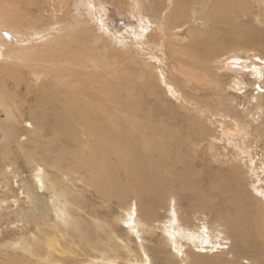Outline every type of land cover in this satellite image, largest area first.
Returning a JSON list of instances; mask_svg holds the SVG:
<instances>
[{"label":"rangeland","instance_id":"obj_1","mask_svg":"<svg viewBox=\"0 0 264 264\" xmlns=\"http://www.w3.org/2000/svg\"><path fill=\"white\" fill-rule=\"evenodd\" d=\"M202 1V9L198 0L191 1L192 6L186 5L185 15L182 14L180 18L174 7L178 0H40L38 10L29 9L30 12L23 14L25 19L22 17V26L26 28L0 24V40L7 42L5 45L0 42V264H39L45 255L49 261L47 264H54L58 259V253L50 252L51 249L40 255L33 249L41 239L40 232L50 227L39 219V227L35 223V219L41 215L42 206L48 203L46 207L51 215L49 225L58 222L62 229L61 223L64 224L62 214L54 210L55 203L59 205L57 198L48 193L50 190L45 187L51 181L57 187L59 182L62 186L67 184L63 186L64 192L68 194L70 202L76 203L72 204L74 207H68L65 215L66 221L73 220L75 225L69 223L66 232L63 230L66 236L61 237H73L76 246H73L72 255L71 251L66 252L62 264H260V257H247L241 253L238 260L233 258L234 253L228 251L234 247L232 236L221 233L220 221L208 210L198 208V203L201 204L203 200L195 201L194 195L196 192L205 194L209 190L206 180L214 179L216 183L225 177L227 184L232 186L231 190L244 200L241 204L245 208L252 207L254 200L260 203V194L264 191V2L227 0L225 6L232 14V20L221 26L222 32L243 25L253 30L254 34L256 31L257 37L250 44L246 43L249 39L245 34L241 42H232L226 47L227 53H222L217 60L211 59L202 67L200 65L204 61L195 62L183 52L184 48L192 49L194 30L206 32L212 27L217 2ZM14 4L20 9L26 7L23 0H0L1 8H13L11 5ZM203 15H207L204 20ZM191 28L194 29L192 33L189 32ZM76 36L87 37L86 45L80 48L83 47L81 54L88 55L85 59L91 63L85 62L79 67L75 64L76 59H73L74 63L67 65L65 71L58 70L71 76L77 75V78H87L84 76L86 72H95L91 67L95 63V70L102 71V78L109 79L114 75L112 84L118 87L126 101L135 105L138 103L144 114L151 112L149 119L155 121L154 124L161 121L159 124L168 131L164 142L168 148L165 147L167 153L164 151L162 156L164 167L161 170L166 173L167 179L177 177L178 181L167 184L172 185L169 191L165 190L170 194L168 196L166 193L165 198L155 206L152 219L140 216L139 209L144 199L140 194L124 193L126 204L132 205L130 209L122 210L123 207L114 199L102 204V200H107H101L95 192L91 194L92 189H86L82 180L74 177H82L85 173L83 170L80 172L82 175L73 173V176H69L66 173L65 177L61 168L60 172L51 167L57 157L61 158L65 153L73 155L77 147L84 145L83 138L73 139L69 143L65 133L62 132V135L55 131L52 134L49 131L50 125L45 123L46 118L39 112L41 101L49 95L50 104L57 105L61 99L49 88H55L53 83L47 87L46 83L50 80L48 73L39 71L35 79L28 76L31 68L35 69L39 63L31 61L34 55L21 57L23 51L20 49L32 46L36 55L41 52L57 53L70 46ZM46 41H51L48 43L50 46L46 45ZM61 42L63 44H59ZM80 43L78 41L77 45ZM73 49L71 47L68 52L71 53ZM186 61L195 62L196 66L202 68L192 67L194 77L184 87V76L180 70L190 72L191 67L185 64ZM225 71L228 74L225 77L231 79L223 78ZM259 73L261 76L257 78L256 74ZM239 77L248 88L240 82L236 84L234 80ZM98 78L96 75L93 80ZM166 82L175 83L174 94L164 90ZM256 91L259 93L253 94ZM46 110L47 117H51L50 110L47 107ZM233 121L239 124L240 131L234 135L231 130ZM90 139L87 147L83 146L84 153L81 152V155L90 154L88 149L95 145L94 140ZM139 150V159L144 160L145 151L143 148ZM66 159L69 161L73 157ZM60 166L64 167L65 163L61 162ZM138 170L134 172L139 176L141 172ZM67 178L70 180L68 183L65 182ZM210 201L218 211L232 212L225 193L215 192ZM82 203L85 212L75 209L77 204ZM107 204L108 207H104ZM91 209L97 210V214L92 213ZM106 209L111 211L107 214ZM74 217L80 220V231H89L93 242L80 243ZM92 218L115 225L116 237L106 235L108 226L104 223L103 230L95 231L94 224L90 226ZM97 241L100 248L92 245ZM250 245L258 251L254 243ZM25 248L28 252L23 250ZM250 250L245 246L242 252ZM49 253H53L50 256L54 260L49 258ZM108 257H111L110 260Z\"/></svg>","mask_w":264,"mask_h":264},{"label":"bare ground","instance_id":"obj_2","mask_svg":"<svg viewBox=\"0 0 264 264\" xmlns=\"http://www.w3.org/2000/svg\"><path fill=\"white\" fill-rule=\"evenodd\" d=\"M23 1L25 3L26 7L25 6L24 7L26 10L16 7L15 4H14V6L11 5L13 8L7 7V9H5V7L1 8V6H0V24L1 23H2V25H6V24L10 25L11 24V26H14L16 28H24L25 26L24 27L22 26V24H24L22 21V17H24V19H25V15H23V14H25V12H30L29 9H31L33 11L38 10L37 5H39L40 0H23ZM191 1H193V0H190V1L189 0H178L177 4L174 5L175 10H176V14H178L180 16V18H181L182 14L185 15L184 7L186 5L188 7L192 6ZM198 1L200 2L199 8L202 9L204 7V3L202 0H198ZM214 1L217 2V5H215V7H214V10H215L214 21L212 23L211 29L206 31V32H199L198 30H194L191 28L189 32L192 33L191 31L194 30V35H195V39L193 38L194 42L191 44L192 49L191 48H190V50L187 48L183 49V52L186 53L187 55H189L191 58H193L195 62L196 61H204V62H202V65H200L202 67H204L205 64L209 63L210 61H212L211 59H213V58H216V60L219 59L221 54L225 53L226 50L228 49L226 47H229V45L232 42H234V44L236 41H237V43L241 42V40L243 39L245 34H247L248 39H249L246 41V43H250V44L254 43V41H255L254 38L257 37V35H255L256 31L254 34L253 30H248L249 28H247L243 25L238 26V27H231L228 31L222 32L221 26L224 24H228V20H232V14L230 13L229 10H227V8L225 6L227 4V0H214ZM256 1H260V0H256ZM9 2H10V0H9ZM263 2H264V0H263ZM206 17H207V15H203L202 20H204ZM234 33H235V38H233ZM86 38H85V36H76L73 39V42L70 46H68L66 49L60 50L57 53L44 54L41 52L38 55H36L37 52L32 50V46L31 47H29V46L21 47V49H20L21 51H23V55H22V53L20 54L21 57L26 56V55H34V59H32L31 61L35 60V61H38V63H39L38 67H36L35 69L31 68L32 71H30L28 76L31 75V78L35 79L37 77V73L39 71L48 73L50 76V78H49L50 80L47 83L46 82L45 83L47 84V87L53 83L55 88H51V87H49V88L52 90V92L54 94L59 96L61 99V103H59L57 105L50 104V101H49L50 96L49 95L47 96L48 97L47 99H44V101H41L42 104H40L41 106L39 108L40 109L39 112H40V114L43 115V118H46L45 123L50 125L51 128L49 129V131H52V134L55 133V131L61 133L62 135H64L63 133H65L68 136V137H65V139L68 140L69 143H70V141L73 142L74 141L73 139L81 140L83 138L82 142L84 143V145H81V141H80L81 146L76 148V151L73 153V155H66L67 153H65L64 155H62L61 158L57 157L55 160L53 159L54 161L52 162L51 167L56 168V170L59 169L57 171H60V168H61L62 169L61 171L65 177H67L66 173L69 174V176L71 174H72L71 176H73L74 175L73 173H77L78 175L79 174L82 175V173H80V172L83 170V172H85L84 174H86L85 176L83 174L84 177L83 176L82 177L79 176L80 178L78 176L77 177L74 176V177L81 179L82 180L81 182L85 185V187H87L86 189H88L90 187L89 189L90 190L92 189L91 194L95 192V193H97V195L100 197L101 200H102V198L107 200V201L102 200V204L105 202L110 203L114 199V201L117 204H120V207H123L122 210H125L124 208L130 209V207L132 205L126 204L127 201L125 199L124 193L130 194V195L140 194L142 198L144 197L143 203H141L142 205L139 209L140 216H142L143 218L146 217L147 220L152 219L153 218L152 216H155V211H154L155 206H157L160 203L159 201H161V200H163V198H165L164 196H166V193L168 196L170 194V192L168 193L166 191L167 190L169 191V188L172 187V185H167V184L176 183L178 181L177 177H173L172 179H167L166 173L161 170L162 166L164 167V159L162 158V156L164 155V151H166V153H167V150L165 149L167 144H165V143H166V137H167L166 132H168V131H166L167 129L165 130V128L162 126V124H159V122H161V121H158L154 124L155 121L149 119L151 117V112L144 114V112L142 110H141L142 112L140 111V106L138 105V103H136V105H135L134 103L132 104V103L126 101L121 96V93H120L118 87L115 86L114 84H112L114 82L113 80L115 78L114 75H112L111 76L112 78H109V79L102 78V71L97 70V72H96L95 63H93L95 66L93 64L91 66L92 68H94L93 70L95 72H93V71H92L93 73L86 72L85 73L86 75H84V76L87 78H77L76 77L77 75L71 76L68 73H63V72L61 73L59 71V70L62 71V69H64V71H65L68 68L67 65H71V63L73 62L72 61L73 59H76L75 64H77V65L85 63V62L88 63L90 61L89 59H85V57H87L88 55L85 56V55L81 54L83 47L82 48H80V47L86 45V43H87V42H85V41H87ZM78 41H81L82 43H80V45H77ZM0 42L4 43L2 45H5L7 43V42L5 43L3 40H0ZM49 42H51V41H46V43H47L46 45H48ZM63 42H61L59 44H63ZM73 44H74V46H73ZM197 44L199 45V47L195 48ZM18 45H19V43H18ZM53 45H56V43H54ZM48 46H50V45H48ZM71 47L75 48V49H73L72 52L69 53L68 51ZM9 53L12 54V52H10V51H9ZM215 54H216V56H215ZM195 62H189V61L185 62V64H188L189 66H191V67L188 66L190 69V72L188 70H184V71L180 70V73L184 76L183 80L185 82L182 85L184 87L186 86L185 84L188 85V82L190 81V79L192 77H194L193 72H192L193 68L200 67V66H196L194 64ZM90 63H91V61H90ZM110 65H112V64H110ZM80 66L81 65H79V67ZM202 67H200V68H202ZM88 68H90V67H88ZM110 68H112V67L110 66ZM81 69H82V67H81ZM205 72H207V71L204 70V73ZM18 73H20V72H18ZM110 74H112V73H110ZM96 75L99 76V78L96 80H93ZM225 75H228L227 71H225L222 76L225 79H228V80H229V78L231 79V77H228V76L225 77ZM259 76H261V73L256 74L257 78ZM63 77H66V78L64 79ZM239 78H235L234 81H236V84L238 82H240L239 84H241L245 88H248V85L245 84L244 81H241V78L239 81ZM62 79H64V80H62ZM163 82H164V79H163ZM226 83L227 82H225V84ZM145 84L146 83L144 82V85ZM174 84H175L174 82H166L164 84V86L166 87L164 90H166L167 93L172 94L171 92H173V94H174ZM27 85H29L28 82H27ZM150 86L152 87V85H150ZM255 88L257 89L258 87L255 86ZM181 89H183V88H181ZM181 92H182V90H181ZM153 93L155 94L156 91H153ZM179 93L180 92H178L177 94H179ZM257 93H259V92L256 91L253 94H257ZM186 95H187V93H186ZM138 102H139V100H138ZM0 103H2L1 99H0ZM46 107L48 108V110H50L49 115L51 117H49V118L47 117L48 111L46 110ZM159 117H158V119H159ZM11 121H13V120H11ZM237 125H239V124H236L235 122L233 123V128L231 129L233 132L232 135L236 134L237 131H238V133L240 132ZM172 137L174 139L177 138V136H172ZM63 138H64V136H63ZM90 138L94 140L93 142L95 143V145L93 147H90L89 149L87 148L88 151L90 152V154L88 156L81 155L80 153L82 152L83 146L87 147V143H88ZM66 140H64V141H66ZM48 147H50V146H48ZM140 148H143V150L145 151L143 153L144 155H146V157L143 155L145 157V159H144L145 161L139 159L138 152L140 151L139 150ZM166 148H168V147H166ZM31 150L32 149H30V151ZM61 150H63V149H61ZM66 151H67V148H66ZM48 152H47V154H49ZM82 153H84V152H82ZM87 154H88V152H87ZM68 156H72L73 159L72 160L69 159V161H67L66 158ZM36 162H37V160H36ZM61 162L65 163L64 167L60 166ZM62 165H64V164H62ZM135 169H137V170L139 169L138 171L141 172V174L139 173V176H138V173L134 172ZM230 169H231V167H230ZM36 172H37V170H36ZM196 174L198 175V173H196ZM135 175H137V176H135ZM234 176H236L235 173H234ZM179 179H181V178H179ZM222 179L223 180L216 181V183L214 182V179H213V181L206 180V182H208L209 190H207V192H205V194H202L200 192L195 193V195H194L195 201L196 200L197 201L203 200V202L201 204L198 203L199 204L198 208L201 207L203 211L208 210L211 214L213 213L215 215V217L218 219V221H220L221 233L224 235H227V236H232L231 241H232L234 247L232 249L229 248L228 251L234 253V254H232V256L235 260H238V258H241V253H242L243 255H245L247 257H257V258L260 257V264H264V223H262V217L264 215V191L261 192V194H260L261 195V197L259 198L260 203L255 202V200L253 199L254 204L252 205V207L245 208V206H243V203L241 204V201L243 199L241 200L240 195H238L233 189L231 190L232 186L227 184V182L225 181V179H226L225 177ZM62 180H64V179L62 178ZM74 181H75V179H74ZM184 181L187 182L186 180H184ZM51 182H49L50 184H48V185H47V183H48L47 182L45 184V187L47 188L48 191L50 190V192H48V193H52L57 198L56 201H58L59 205H57V203H55L54 210H56L57 213L60 212L62 214L64 224L61 223L62 229H61V226L59 225L58 222H54L52 225H49L50 222H48V221L50 220L51 215H49L50 213L48 212V209L46 207V205L48 203L45 206H42L43 208H40L41 215L39 214V216L37 218L35 217L36 218L35 223L39 227V224L42 221V222H44L43 224L50 226V227L44 228V230L42 232H40L41 233V239L39 238L40 237L39 235H38L39 237L36 236L37 239L39 238V241H38V243L35 244L34 248L33 247L32 248L39 255L45 254L46 252L48 253L49 252L48 249H51L50 252H52V250L55 253L57 252L58 254L56 256L58 259L54 262V264H62L65 256H67L66 252L71 251L70 254L72 255L73 250H74L73 246H76L75 245L76 240L73 237H71L70 239L69 238H67V239L61 238L62 236H66V235H64L66 233H64L63 230H65V232H66V230L68 229L69 223L71 224L73 222V220L66 221V220H68V219H66L67 217L65 216V215H67L66 212H68V207L70 205L74 207V205H72V204H76V203H74L75 201L70 202L69 198H68L69 197L68 194H66L64 192L65 187H63V186H65L67 184H65L63 182L65 185L62 186V183L59 182L58 187H57V186H55V184L53 182L52 183ZM65 182L68 183V182H70V180L67 178V180H65ZM186 185H188V184H186ZM84 190H82V191H84ZM86 191H88V190H86ZM215 192H222V193L226 194V198L228 199V201L231 205L230 208H232V212H227V211L223 210V211H221L223 213H221L220 211H218L217 208H214L212 206L211 203H213V202H211L212 200L210 201V198L212 196H214ZM239 193L242 194L241 192H239ZM102 194H103V196H102ZM78 197H80V196H78ZM82 199H84V196ZM137 204H139V203H137ZM51 207H49L50 210H51ZM85 207H87V206H85ZM104 207H108V204ZM75 209H80L81 211L83 210L84 212L86 210L83 208V203L77 204L75 206ZM192 210H193V208H192ZM70 211H71V209H70ZM105 211L108 214L111 210L106 209ZM91 212L94 214H97V210L91 209ZM126 213H127V211H126ZM122 214H124V213H122ZM132 214H133V212H132ZM127 215H129V213ZM72 216L73 215H71V218H72ZM126 217H124V218L126 219ZM131 218H133V217H131ZM138 218H139V216L137 217V219ZM37 219H39L41 221H37ZM57 219H59V218H57ZM122 219H123V217H122ZM74 221L76 222V229L79 230L77 233L80 234L79 235L80 237L78 235L77 236L79 237L80 243L86 244V243L93 242L92 237L89 235V231H87V230L80 231V230H82V228L80 226L81 223H80L79 218L74 217ZM122 221H126V220H122ZM33 222L34 221H32V223ZM73 223H72V225H73ZM88 223H90V222H88ZM103 223L108 226V230L106 232V235L108 237H111V236L116 237V234H115L116 232H114L115 225L108 224L106 220L101 222V221H98L97 219L92 218L90 226H92L94 224L93 226L95 228V231L99 232L100 229L101 230L104 229ZM112 223H114V222H112ZM43 224H42V226H43ZM84 224H85V222H84ZM84 224L82 226L86 225V224L85 225ZM74 225H75V223H74ZM73 228H75V227H73ZM40 229H43V228H40ZM210 229H212V227ZM133 231H136V230H133ZM164 233H166V232H164ZM212 233H215V231ZM92 234L96 235V233H92ZM99 235H100V233H99ZM92 236H94V235H92ZM96 236H98V235H96ZM33 239L35 240V238H33ZM68 239L71 242H69ZM194 239H192V240H194ZM29 240H31V239L29 238ZM24 242H26V241H24ZM98 242L99 241L93 243L92 245L100 248V245L97 244ZM199 242H202V241H199ZM22 243H23V241H22ZM252 243L255 244L258 251H256L250 245ZM12 244H15V242H13ZM25 245L27 247V243ZM28 245H30V244L28 243ZM112 245H113V243H112ZM77 246L80 247V245H77ZM188 246H191V244ZM245 246L247 248H251L252 250H250L248 252H242V250ZM23 247H21V249ZM106 247H107V245H106ZM110 247H111V245H110ZM110 247L108 246V249ZM237 247H238V249H237ZM18 248H19V246H18ZM28 248H29V246H28ZM23 250L27 251L26 248ZM111 250H113V249H111ZM31 251L29 253H31ZM96 251H97V249H96ZM113 251H115V250H113ZM50 254H53V253L47 254L49 256V258L51 257ZM101 254L104 255L103 252ZM114 254H112V255H114ZM115 255H117V254H115ZM105 257L106 256H104L103 258H105ZM51 258H50L51 260L55 259L54 257H51ZM110 258L108 257V260H110ZM100 259H102V258H100ZM115 259H117V258H115ZM193 259H195V258H193ZM41 260H42V262L41 263L38 262L39 264H47L48 258L45 255V257H42L40 259V261ZM228 260H229V262H231V258H229Z\"/></svg>","mask_w":264,"mask_h":264}]
</instances>
